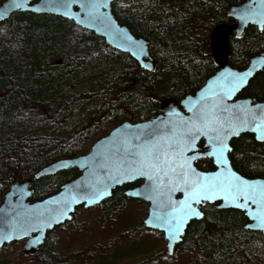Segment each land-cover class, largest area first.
I'll return each instance as SVG.
<instances>
[{"label":"trees","instance_id":"obj_1","mask_svg":"<svg viewBox=\"0 0 264 264\" xmlns=\"http://www.w3.org/2000/svg\"><path fill=\"white\" fill-rule=\"evenodd\" d=\"M241 1H115V19L147 40L153 72L70 20L11 14L0 24V203L10 184L27 179L32 201L55 194L79 172L67 169L35 179L40 169L87 153L122 122H141L158 114L164 99L179 101L197 91L218 70L211 56L210 32L220 23H232L227 10ZM228 47V64L244 69L251 57L264 52V31L249 25L242 37L229 36ZM239 97L264 100V69ZM230 146L228 157L237 173L264 178V143L242 134ZM195 165L213 169L208 159ZM139 183L116 188L93 208L77 207L72 220L47 233L28 257L35 264H119L140 256L133 264H160L179 254L176 264H264L262 233L246 230L247 220L240 211L218 210L214 204L201 207L203 218L188 224L182 242L167 256L158 249L164 240L160 232L146 229L142 220L133 225L128 215L123 216L131 208L147 212L146 204L124 195ZM93 209L99 212V232L106 227L115 233L97 232V237L77 221V215ZM65 226L72 229L68 240L72 250L62 253L60 235L54 232ZM111 235L115 238L109 241ZM8 262L0 257V264Z\"/></svg>","mask_w":264,"mask_h":264},{"label":"water","instance_id":"obj_2","mask_svg":"<svg viewBox=\"0 0 264 264\" xmlns=\"http://www.w3.org/2000/svg\"><path fill=\"white\" fill-rule=\"evenodd\" d=\"M115 1L117 0H4L0 3V24L15 12L59 16L94 33L112 49L128 54L144 70L153 72L155 62L149 55L147 40L134 36L125 25L115 19L112 13V4ZM17 3L22 6L17 8L15 6ZM93 5L101 6L94 9ZM227 15L233 22L216 25L209 37L211 56L218 70L207 78L197 91L184 96L179 101L173 98L164 99L158 114L141 122H122L97 139L87 153L74 158L57 160L40 169L34 175L35 179L54 175L67 169H76L79 172L76 177L64 183L55 194L32 201L30 198L33 190L29 179L10 184L0 203V249L6 245L23 241L22 252L25 255H32L44 243L47 233L72 220L77 207L82 206L84 209H89L98 206L109 198L116 188L135 182L140 183L126 190L124 195L147 205L146 217L142 220V224L146 229L158 231L163 235L164 253L167 256H171L175 247L182 242L188 224L193 220L203 218L201 207L206 204H214L218 210L240 211L247 220L244 228L248 231L260 232L264 236V226H260L256 219L262 208L259 203L241 201L244 207L237 208L218 196L215 200L194 204L193 206L202 215L199 218L188 219L181 227L180 235L170 240L168 232L170 214H173L172 206L179 208V202L184 199L183 193L172 192L170 197L172 206H165L155 190L159 186L158 181L154 184L147 177L135 174L126 178L118 171V168L123 165L132 164L128 150L134 145L148 142L149 134H152L153 140L166 136L174 127H179L184 121H188L193 113L209 110L213 103H219L220 95L228 89L229 82L235 74L242 75L251 72V75L246 76L244 82L220 104L221 109L227 108L228 111L223 112L218 109L217 114L225 120L232 119L234 113H238L243 118L244 114L239 112V109L246 106L255 113L256 122L264 117V100L255 101L252 98L239 97L254 75L264 69V52L251 57L244 69L232 68L228 64L229 36L233 34L235 38L242 37L249 25L255 26L259 31H264V0H242L239 4L230 6ZM56 63L58 64L59 61ZM247 118L252 120L253 114L249 113ZM254 128L255 123H252L240 130L238 135H231L226 139L229 151L226 152L225 158L231 172L261 189L264 188V178H246L240 175L232 168L228 157L231 151V141L242 134H250L255 141L264 143V140L257 139L259 133L254 131ZM137 136L141 139L135 140ZM129 141L131 143H128ZM196 149L197 154L209 150L206 136L197 141ZM187 155L191 156L192 153L189 152ZM204 159L211 160L213 169L201 170L196 167L195 163ZM193 167L198 172L207 174L220 171L214 161L207 157H200L193 161ZM100 192L104 195L100 196ZM89 199L93 201L91 204L87 203ZM167 199L165 197V200Z\"/></svg>","mask_w":264,"mask_h":264},{"label":"snow or ice","instance_id":"obj_3","mask_svg":"<svg viewBox=\"0 0 264 264\" xmlns=\"http://www.w3.org/2000/svg\"><path fill=\"white\" fill-rule=\"evenodd\" d=\"M15 6L19 8L22 5L17 3ZM100 6L92 7L96 9ZM250 75L251 72L235 74L229 82L228 89L220 95L219 103H213L209 110L193 113L188 121H184L179 127H174L168 135L153 140L152 134H149L148 142L134 145L128 150L132 164L118 168L126 178L135 174L147 177L154 184L158 181L159 186L155 190L165 206H172L170 204L172 192L183 193L184 199L179 202V208L172 206L173 214H170L168 232L170 240L180 235L181 227L188 219L199 218L202 215L193 206L194 204L212 201L218 196L237 208L244 207L241 201L259 203L262 208L256 219L260 226H264V188L258 189L257 186L236 176L228 168V161L225 158L226 152L229 151L226 139L231 135H238L240 130L252 123H255L253 130L259 133L257 139L264 140V117L256 122L255 113L246 106L239 109V112L244 114L243 118L238 113H234L232 119L225 120L217 114L218 109L223 112L228 111L227 108H220L223 99L230 96L244 82V78ZM249 113L253 114L252 120L247 118ZM204 136L207 137L209 150L197 154V141ZM134 139L141 138L137 136ZM189 152L192 153L191 156L187 155ZM200 157L212 159L220 171L214 174L198 172L193 167V161ZM99 195L103 196L104 193L100 192ZM165 197L168 199L165 200ZM92 202L91 199L87 201L89 204Z\"/></svg>","mask_w":264,"mask_h":264},{"label":"rangeland","instance_id":"obj_4","mask_svg":"<svg viewBox=\"0 0 264 264\" xmlns=\"http://www.w3.org/2000/svg\"><path fill=\"white\" fill-rule=\"evenodd\" d=\"M132 210V211H131ZM131 210H128L127 212H125L123 214V216L128 215V219L130 222L134 224L138 223L139 220H143L146 217V214H143L142 208L140 207L139 209L136 208H131ZM98 210L93 209V210H88L83 212L80 215H77V221L78 222H82L84 223L85 229L86 230H90L95 233V236L99 237V235H102L100 233H115L113 231L108 230L106 227L102 232L100 231V228L96 227V220L98 219ZM122 217V216H121ZM120 215H119V220L121 219ZM121 223V222H120ZM120 223H116V225L118 226V228L121 226ZM127 231V230H126ZM98 232V234H97ZM54 233H58L60 235V246L58 247L59 252L64 253L65 249H69L72 250L71 246L68 247L71 243L68 242L69 238H71V235L69 233H72V229L69 230V227H63L62 230H57ZM84 233V232H83ZM85 234V233H84ZM87 234V232H86ZM147 236H150V241H153V238L151 236V234H146ZM114 235L110 237L109 241L113 240ZM136 238H140V237H135ZM22 244L23 241L20 242H16L13 244L8 245L5 249L2 248L0 249V257L7 259L9 262L8 264H35L29 257L28 255H25L22 252ZM158 249L163 250L165 249V241H160ZM61 250V251H60ZM140 256H131L128 257L126 259V261L119 263V264H133L134 262L138 261ZM64 258V257H63ZM177 260L180 261V255L177 254L175 258H165L163 259V262H161L160 264H176ZM178 261V262H179ZM40 264V263H38Z\"/></svg>","mask_w":264,"mask_h":264},{"label":"flooded vegetation","instance_id":"obj_5","mask_svg":"<svg viewBox=\"0 0 264 264\" xmlns=\"http://www.w3.org/2000/svg\"><path fill=\"white\" fill-rule=\"evenodd\" d=\"M130 189V188H129ZM128 190V189H127ZM147 206V205H146Z\"/></svg>","mask_w":264,"mask_h":264},{"label":"bare ground","instance_id":"obj_6","mask_svg":"<svg viewBox=\"0 0 264 264\" xmlns=\"http://www.w3.org/2000/svg\"><path fill=\"white\" fill-rule=\"evenodd\" d=\"M122 1H124V0H122Z\"/></svg>","mask_w":264,"mask_h":264}]
</instances>
